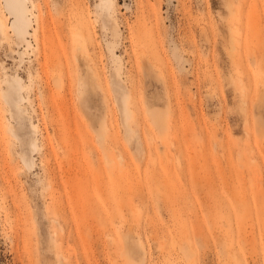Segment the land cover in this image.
I'll return each instance as SVG.
<instances>
[{
    "label": "rangeland",
    "instance_id": "obj_1",
    "mask_svg": "<svg viewBox=\"0 0 264 264\" xmlns=\"http://www.w3.org/2000/svg\"><path fill=\"white\" fill-rule=\"evenodd\" d=\"M99 3L1 9L0 264H264V0Z\"/></svg>",
    "mask_w": 264,
    "mask_h": 264
},
{
    "label": "bare ground",
    "instance_id": "obj_2",
    "mask_svg": "<svg viewBox=\"0 0 264 264\" xmlns=\"http://www.w3.org/2000/svg\"><path fill=\"white\" fill-rule=\"evenodd\" d=\"M27 2L28 0H0V24H1V30L3 34L8 35L9 31L6 28L7 22L2 17V11H1L2 8H5V10L9 14V17H13L12 29H13V33L16 38L23 40L24 37L27 34H29V31H30L29 27L31 26V18L34 17V13L32 9L30 8V6L27 5ZM105 3H106V0H100L99 6L102 11H103V7ZM86 44L87 43H86L85 35L82 30H79V36L75 43V49L80 50V56L82 57L84 61H86V63L88 64V67H90L89 63L92 61V58L86 49L87 48ZM45 50H46V47L43 46L42 44V52H44ZM23 54H24L23 52L20 53V60H19L20 62L23 61ZM44 59H45V62H47L46 56H44ZM84 88H85V81L81 77H79L78 87H77V92L79 96L83 93ZM19 91H20V87L18 86V87L12 88V91L5 90L1 95L4 100L8 101L9 98H13L14 95L17 96ZM15 105L18 106L19 102L16 101Z\"/></svg>",
    "mask_w": 264,
    "mask_h": 264
}]
</instances>
